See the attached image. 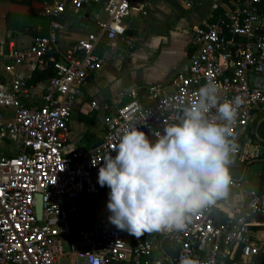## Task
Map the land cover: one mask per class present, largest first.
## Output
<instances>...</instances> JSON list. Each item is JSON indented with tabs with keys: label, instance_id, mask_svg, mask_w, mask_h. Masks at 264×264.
Wrapping results in <instances>:
<instances>
[{
	"label": "built area",
	"instance_id": "2783aa9c",
	"mask_svg": "<svg viewBox=\"0 0 264 264\" xmlns=\"http://www.w3.org/2000/svg\"><path fill=\"white\" fill-rule=\"evenodd\" d=\"M101 0H44L43 15L51 19L48 33L35 37L31 46L16 47L0 41V61L9 65L30 63L37 71L51 70L44 104L24 106L21 97L30 85L17 79L10 93L0 92V107L12 115L0 114V140L20 139L14 156H0V264H123L132 259H150L161 251L155 237L131 243L127 231L108 220L110 189L98 184V170L119 141L122 129L137 123L150 139L151 132L179 122L183 107L201 86H219L221 102L240 98L235 134L264 115V86H251V78L264 80V0H239L216 22L192 31L193 52L183 73L171 82V90L155 86L146 90L145 101L130 91L127 103L103 119L104 135L92 148L67 142L68 124L81 89L96 73L101 59L96 49L102 43L110 51H129L134 39L124 21L131 15L145 16L155 0H106V21L96 22V32L80 39L73 50H58L57 19L78 13ZM91 110H97L95 103ZM215 112V109H213ZM234 159L243 157L244 145L236 141ZM97 162L95 166L93 163ZM101 161V162H100ZM100 162V163H98ZM234 161L229 167L233 166ZM242 200L226 217L216 222L217 207L194 216L183 230L158 232L168 237L175 252L174 264L191 257L199 264H218L229 259L234 246L243 258L261 256L264 238L251 237L249 216L264 215V192L247 188L242 178L234 179ZM40 196L41 219L35 207ZM223 202V203H228ZM88 212V214H87ZM67 248V251L65 250Z\"/></svg>",
	"mask_w": 264,
	"mask_h": 264
},
{
	"label": "crops",
	"instance_id": "0c3cea01",
	"mask_svg": "<svg viewBox=\"0 0 264 264\" xmlns=\"http://www.w3.org/2000/svg\"><path fill=\"white\" fill-rule=\"evenodd\" d=\"M43 2L44 0H0V41L4 48L9 40L19 49L28 48L35 37L48 33L51 19L43 15ZM238 3L239 0H155L145 16H129L124 24L127 34L134 39V46L129 51H110L103 43L97 47L96 54L101 59V65L76 98L68 124L67 142L85 147L88 134L100 140L104 135L105 115L124 106L130 91H135L142 102L145 101L149 87L170 91L173 78L188 67L193 52V29L216 22L219 15L233 10ZM105 8L106 0H101L98 4L84 7L78 13L61 15L57 19L63 25V30L58 34V50L62 53L71 51L80 39L96 32V22L107 19ZM35 72L37 70L28 62L9 65L0 61V92L10 93L15 80L22 78L29 82ZM46 84L47 80H41L30 85L27 94L21 97L22 105L42 106ZM250 84L262 87L264 80L252 78ZM92 102L97 105V110H91ZM75 113L79 114V122L83 126L73 128ZM0 114L10 117L12 111L0 107ZM249 130L251 127L239 130L235 135V142L242 143L244 149L248 147L244 136ZM19 147V138H3L0 140V156H14ZM252 149L258 151V159L246 163L241 178L247 182V188L264 192V183L259 178L264 162V147L254 145ZM245 158L244 153L243 157L234 159L233 166L244 164ZM257 165L260 166L259 170L247 177L250 166ZM232 206L231 200L228 203L221 202L215 209L216 222L223 220ZM249 221L252 224L251 237L263 239L264 215L249 216ZM154 233L158 235V232ZM143 236L137 238L129 234L127 239L135 243ZM123 264H174V261L161 250L155 252L150 259L143 258L139 262L129 259ZM218 264H264V260L261 256L243 258L239 248L234 246L229 259Z\"/></svg>",
	"mask_w": 264,
	"mask_h": 264
},
{
	"label": "clouds",
	"instance_id": "9594fccd",
	"mask_svg": "<svg viewBox=\"0 0 264 264\" xmlns=\"http://www.w3.org/2000/svg\"><path fill=\"white\" fill-rule=\"evenodd\" d=\"M219 93L214 82L201 86L179 122L152 131L154 139L137 123L122 129L112 149L115 156L110 152L98 170V184L110 189L106 207L116 228L137 238L183 230L194 216L221 202L231 200L235 206L240 201L229 165L237 150L234 126L243 101L221 102ZM180 264L199 261L185 256Z\"/></svg>",
	"mask_w": 264,
	"mask_h": 264
},
{
	"label": "trees",
	"instance_id": "16d2710c",
	"mask_svg": "<svg viewBox=\"0 0 264 264\" xmlns=\"http://www.w3.org/2000/svg\"><path fill=\"white\" fill-rule=\"evenodd\" d=\"M52 75H53V72L51 70L37 71L35 72L34 77L31 80H29L28 83L29 85H32V84L34 85L41 80H47L48 78L52 77ZM251 127H253V129L252 131L247 132V133H250V135L248 134V136L244 138V142L248 146L262 145L264 147V115H260L256 117ZM85 141L87 142V144L85 145V148H92L95 145H97L100 140L95 138L93 135L88 134L85 138ZM243 163L244 164L240 165L239 167L236 165L230 167V170H231V173L234 179H239L242 177L243 169L246 165V162H243ZM259 178H260V182L264 183V162L262 164ZM128 236H129V233L127 232V237ZM151 237H155L158 241H160L161 250L163 251V253L166 254L170 259L174 261L176 254L173 251V248L170 242L168 241V237L163 236V235H157L154 232L145 233L144 236L141 238V241L144 240L145 238H151Z\"/></svg>",
	"mask_w": 264,
	"mask_h": 264
},
{
	"label": "rangeland",
	"instance_id": "374dc122",
	"mask_svg": "<svg viewBox=\"0 0 264 264\" xmlns=\"http://www.w3.org/2000/svg\"><path fill=\"white\" fill-rule=\"evenodd\" d=\"M81 124L82 123L79 122V114L75 113L74 116H73V119H72L73 128H77V127L83 126ZM85 129H87V128H85ZM252 129H253V127H251V130ZM251 130H249V132ZM248 134L250 135V133H245L244 137L246 138L248 136ZM253 147H254V145H250V146L246 147V149H243V154L245 153V155H246V158H245L244 162L248 163V162H251V160L258 159V155H256L258 153V151H254V149H252ZM256 147H258V145H256ZM259 168H260L259 165L254 166V167L250 166L249 172L247 174V177L250 176V174L253 175L257 170H259ZM65 250L67 251L66 247H65ZM63 264H68V263L66 262V260H64Z\"/></svg>",
	"mask_w": 264,
	"mask_h": 264
},
{
	"label": "water",
	"instance_id": "95a60500",
	"mask_svg": "<svg viewBox=\"0 0 264 264\" xmlns=\"http://www.w3.org/2000/svg\"><path fill=\"white\" fill-rule=\"evenodd\" d=\"M258 125H259V123H258ZM37 200H38V203L35 207V211H36L37 220H40L41 214H42V205H41V201H40V196H37Z\"/></svg>",
	"mask_w": 264,
	"mask_h": 264
}]
</instances>
